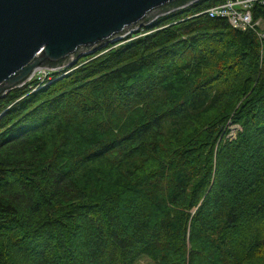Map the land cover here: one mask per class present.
<instances>
[{
	"label": "trees",
	"instance_id": "obj_1",
	"mask_svg": "<svg viewBox=\"0 0 264 264\" xmlns=\"http://www.w3.org/2000/svg\"><path fill=\"white\" fill-rule=\"evenodd\" d=\"M217 1L0 97V264H264V39Z\"/></svg>",
	"mask_w": 264,
	"mask_h": 264
},
{
	"label": "water",
	"instance_id": "obj_2",
	"mask_svg": "<svg viewBox=\"0 0 264 264\" xmlns=\"http://www.w3.org/2000/svg\"><path fill=\"white\" fill-rule=\"evenodd\" d=\"M193 1L0 0V97L37 69L65 68L146 26L157 11Z\"/></svg>",
	"mask_w": 264,
	"mask_h": 264
},
{
	"label": "built area",
	"instance_id": "obj_3",
	"mask_svg": "<svg viewBox=\"0 0 264 264\" xmlns=\"http://www.w3.org/2000/svg\"><path fill=\"white\" fill-rule=\"evenodd\" d=\"M255 6L264 7V0H220L195 15L202 13L211 18H223L231 27L240 30L253 29L261 39H264V30L261 29L262 19H253V8ZM62 69L48 70L44 68L43 74H36L33 78L36 77L43 81L46 79L47 73H54Z\"/></svg>",
	"mask_w": 264,
	"mask_h": 264
},
{
	"label": "rangeland",
	"instance_id": "obj_4",
	"mask_svg": "<svg viewBox=\"0 0 264 264\" xmlns=\"http://www.w3.org/2000/svg\"><path fill=\"white\" fill-rule=\"evenodd\" d=\"M155 15H156V14L152 15V17H154ZM157 15H158V14H157ZM261 29L264 30V21L261 22ZM136 30H137V29H136ZM262 54L264 55V40H263V43H262ZM66 68H67V67L64 68L65 70H64V72H63V75L66 74V73L68 72V70H66ZM43 69H44V68L37 69V70L33 73V76L31 77V79H32V78L34 77V75H36V74H39V75H40V74H43V73H44V72H43ZM61 74H62V73H61ZM59 75H60V74H59ZM59 75H57V76H59ZM27 82H29V81H27ZM43 85H45V83H43ZM43 85H42V86H43ZM35 87H36V86H35ZM34 89H35V88H34ZM34 89H33V90H34ZM237 128H238V126H236L235 129L233 130V132H232V136L235 135V132H234V131H236ZM142 263H143V264H150V263L147 262L146 260H144Z\"/></svg>",
	"mask_w": 264,
	"mask_h": 264
},
{
	"label": "bare ground",
	"instance_id": "obj_5",
	"mask_svg": "<svg viewBox=\"0 0 264 264\" xmlns=\"http://www.w3.org/2000/svg\"><path fill=\"white\" fill-rule=\"evenodd\" d=\"M233 130H234V129H232V130H231V132L229 133V136H231V135H232V132H233ZM234 132H235V131H234Z\"/></svg>",
	"mask_w": 264,
	"mask_h": 264
}]
</instances>
